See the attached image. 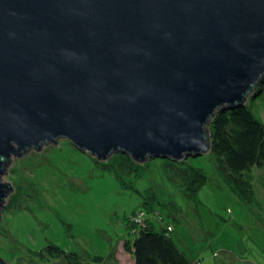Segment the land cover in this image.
<instances>
[{"label":"water","instance_id":"95a60500","mask_svg":"<svg viewBox=\"0 0 264 264\" xmlns=\"http://www.w3.org/2000/svg\"><path fill=\"white\" fill-rule=\"evenodd\" d=\"M263 74L264 0H0V207L10 156L60 138L99 160L209 152L205 124Z\"/></svg>","mask_w":264,"mask_h":264},{"label":"rangeland","instance_id":"374dc122","mask_svg":"<svg viewBox=\"0 0 264 264\" xmlns=\"http://www.w3.org/2000/svg\"><path fill=\"white\" fill-rule=\"evenodd\" d=\"M262 78L246 103L264 122ZM124 155L99 160L66 138L11 155L2 177L12 190L0 207V258L7 264H67L46 250L38 254L51 243L76 252L78 264H133L124 247L135 235L128 220L140 223L147 201L172 220L171 239L192 264H264V167L252 169L253 194L243 202L218 175L211 150L181 159L188 161L179 164L186 171L199 168L206 176L191 195L182 190L181 167L157 156L126 175ZM171 170L182 185L172 181Z\"/></svg>","mask_w":264,"mask_h":264},{"label":"trees","instance_id":"16d2710c","mask_svg":"<svg viewBox=\"0 0 264 264\" xmlns=\"http://www.w3.org/2000/svg\"><path fill=\"white\" fill-rule=\"evenodd\" d=\"M215 114L209 126L210 149L214 155L216 171L240 200L250 202L253 194L252 169L264 167V122L256 116L247 103L236 106L234 109L218 110ZM123 157L128 160V166H122L120 161H118V165L124 167L128 173L126 175L137 170L138 165L143 163L133 160L128 154ZM165 159L167 163L181 167L180 173L186 179L184 185L180 184L178 180H174L178 176L174 170H171L170 173L172 181L177 184L179 182L186 195L195 193L198 187L203 184L202 181L206 176L199 168L193 167L192 171L191 169L186 171L184 166L179 165L181 162H188L187 160ZM119 168L114 169L118 170ZM122 179H124L123 176H121ZM261 181L263 182L262 187H264V178ZM144 204L149 209L147 216L144 217L143 213L140 214L138 219L142 221L137 222L136 226H133V219L128 220L135 235L132 239L126 240L124 247L132 256L133 264H192L185 255L179 252L171 239L172 220L169 222L164 219L162 214L152 209L147 201ZM45 250L52 257L64 258L67 264L80 262V257L76 252H67L59 245L49 243L38 254L43 256ZM94 257L100 259V257Z\"/></svg>","mask_w":264,"mask_h":264}]
</instances>
